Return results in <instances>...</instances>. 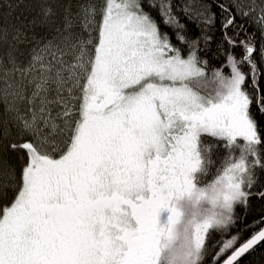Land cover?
<instances>
[{
	"label": "snow or ice",
	"instance_id": "obj_1",
	"mask_svg": "<svg viewBox=\"0 0 264 264\" xmlns=\"http://www.w3.org/2000/svg\"><path fill=\"white\" fill-rule=\"evenodd\" d=\"M215 6L228 49L211 77L199 56L216 19L205 0L179 9L200 30L194 38L170 0H87L74 14L65 8L50 38L0 25L8 46L0 57L8 116L0 140L23 154L18 178L14 168L0 171V201L13 193L0 203V264H201L213 232L221 239L212 264L225 256L222 264H239L264 243V228L238 246L239 233L228 234L237 205L264 199L254 171L264 168V129L252 113L264 116V72L256 37L236 24L228 4ZM247 7L239 14L260 12L264 40V4ZM51 11L42 9L45 18ZM29 44L25 62L20 45ZM259 53L264 59V44ZM205 135L239 155L202 184Z\"/></svg>",
	"mask_w": 264,
	"mask_h": 264
},
{
	"label": "trees",
	"instance_id": "obj_2",
	"mask_svg": "<svg viewBox=\"0 0 264 264\" xmlns=\"http://www.w3.org/2000/svg\"><path fill=\"white\" fill-rule=\"evenodd\" d=\"M86 2L87 0H0V4L5 5L0 8V25L7 26L10 32L13 27L21 28V30L29 37L35 36L37 39L50 38L54 34L53 29L55 27L63 26L65 8H69V10L74 14L79 5ZM205 2L211 4L212 10L216 13L215 25L208 32V35L212 37V40L207 46H205L204 42L201 41L200 47L203 50L199 52L200 58L206 59L208 62L206 70L209 77H211L214 69L220 68L225 63V56L222 54V50L223 52H226L228 49V46L222 43L223 35L220 28L221 14L219 8L215 6L217 3L228 4L230 11L235 16L236 24L243 25L248 34H252L256 37L255 47L257 51L254 58L258 69L261 72H264V59H261L259 53V48L262 44H264V40L261 39L260 31L257 27V23L255 22L259 20L261 15L260 12L258 10L255 12V18L251 14L247 17L239 14L240 12L249 11L247 7L249 0H240L241 4L245 5L242 9H237L232 6L231 0H205ZM170 3L172 4L174 12L178 15L180 21L187 25L186 35L190 38L199 36L200 30L193 23L186 20L179 11L182 6L193 3V0H170ZM256 4H264V0H256ZM46 5L50 6L52 10L47 18L44 17L42 12V9H44ZM145 7L147 8V4H145ZM151 14L158 22L161 31L169 34L171 42L179 47H183V45H180L175 39L174 29L164 25L161 17L155 11H152ZM245 31H241L239 33V39H243L245 37ZM228 34L233 35L232 28H229ZM31 46V44L20 45L21 50L25 53L21 59L25 62L27 60L28 48ZM7 50V45L0 44V57H4ZM234 54L236 56H240L241 49L239 47L235 48ZM243 70L246 73L249 71L246 65ZM223 71L225 74H229L230 72L228 68H224ZM246 87H248V85H246ZM260 88L264 90V77H261L260 79ZM249 90L251 89L249 88ZM252 113L254 114L255 119L259 122L258 130L264 129V116L258 114L256 107L252 108ZM6 119H8V116L5 113V105L3 100H0V127H3V121ZM9 128L11 131H15L11 123L9 124ZM8 143V140H0V171L8 168H14L18 178L23 163V154L11 150L8 147ZM202 143L209 149L208 158L210 160V163L207 165L208 174L203 177L201 181L203 184L210 182L215 175L219 174V172L222 171L223 166L226 164L228 157H237L239 155V150L228 149L225 146V141L208 137L206 135L202 136ZM259 152L261 158L264 159V144L259 146ZM249 159L251 160L252 158L250 157ZM254 171L256 172L259 180L257 187L264 185V168L257 167ZM12 196L13 193L9 191L8 198L0 201V203L10 202ZM234 218L236 219V223H234V225L230 228L228 234L235 235L239 233L238 246L239 243H243L255 231L264 226V222H261V219L264 218V199L254 197L250 199L247 207L237 205L234 208ZM220 239L221 233L213 232L208 240L209 251L206 253L201 264H212L211 257L214 252L218 250V243ZM223 258H221V261ZM239 264H264V243L256 246L253 251H250L248 254L243 256L240 259Z\"/></svg>",
	"mask_w": 264,
	"mask_h": 264
},
{
	"label": "water",
	"instance_id": "obj_3",
	"mask_svg": "<svg viewBox=\"0 0 264 264\" xmlns=\"http://www.w3.org/2000/svg\"><path fill=\"white\" fill-rule=\"evenodd\" d=\"M261 228H264V226L263 227H261ZM258 231V230H257ZM248 239V238H247ZM230 254V253H229ZM226 258V257H225ZM220 264H222V261L220 262Z\"/></svg>",
	"mask_w": 264,
	"mask_h": 264
}]
</instances>
